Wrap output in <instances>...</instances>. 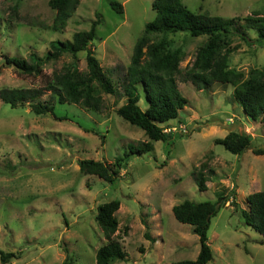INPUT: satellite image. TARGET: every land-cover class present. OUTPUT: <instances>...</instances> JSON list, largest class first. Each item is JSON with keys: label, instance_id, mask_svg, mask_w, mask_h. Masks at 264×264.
<instances>
[{"label": "rangeland", "instance_id": "1", "mask_svg": "<svg viewBox=\"0 0 264 264\" xmlns=\"http://www.w3.org/2000/svg\"><path fill=\"white\" fill-rule=\"evenodd\" d=\"M49 0H0V90H42L38 100L50 99L46 77L72 61L68 53L40 65V74L28 75L3 62L5 56L43 57L51 42L71 41L77 31L89 30L96 19L89 47L103 70L118 82L125 75L137 39L155 11L152 0H79L62 31L52 29L55 11ZM122 5L116 10L112 3ZM189 10L235 19L253 11L264 12V0H181ZM238 26V25H237ZM236 27V26H235ZM163 33L150 35L153 40ZM247 41L230 37L229 68L247 77L251 69H264V45L256 31ZM173 48L184 51L177 86L187 99L176 118L159 124L170 136L151 141L153 148L131 153L149 141L144 131L125 121L116 109L120 95L102 94L100 111L73 103H54L53 113L35 114L28 102L11 107L0 100V252L12 253L0 264H95L97 249L106 239L95 221L98 205L117 199L118 220L114 238L127 252L124 260L110 264H166L195 259L199 240L192 225L177 221L171 207L185 199L221 201L207 231L212 259L205 264H264V235L244 221L241 209L249 193L264 190V127L253 121L232 97L233 85L214 82L198 88L186 79L197 49L206 35L169 32ZM86 50L78 52V68L86 70ZM138 105L147 107L143 89ZM60 117H65L60 119ZM229 131L252 136V148L239 154L216 143ZM112 182L82 174L78 160L92 158L116 170ZM208 169L207 186L199 190L194 172ZM148 235V236H146Z\"/></svg>", "mask_w": 264, "mask_h": 264}, {"label": "trees", "instance_id": "2", "mask_svg": "<svg viewBox=\"0 0 264 264\" xmlns=\"http://www.w3.org/2000/svg\"><path fill=\"white\" fill-rule=\"evenodd\" d=\"M48 4L55 11L52 29L62 31L68 19L75 11L79 0H49ZM116 10L122 5L113 2ZM151 8L155 11L152 20L146 22L144 32L133 48L130 63L125 75L118 82L114 81L102 68L99 60L89 47L95 37V27L98 20L92 22L89 30L77 31L71 41L51 42V51L43 57L30 54L28 59L15 56H5L4 64L12 66L18 71L32 75L40 74V65L52 59H58L68 53L72 61L64 65L59 71H52L46 77V89L50 91V99L38 100L43 94L40 89L13 88L1 89L0 100L16 107L29 103L31 110L37 114L53 113L54 103H73L80 107L100 111L103 104L102 94L120 95L125 98L116 113L125 121L141 128L149 141L134 146L128 145L131 153H144L153 148L151 141H165L170 136L159 124L177 117L187 99L181 94L177 86V75L180 73V61L184 59V51L180 47L173 48L169 32L186 31L192 36L206 35V41L197 49L192 65L186 68L185 76L198 88L209 87L214 82L232 84L234 100L241 105L243 111L253 121H259L264 127V69H251L247 77L242 72L230 69L229 48L230 37L235 34L247 41L250 29L256 31L257 38L253 39L264 45V12L253 11V14L241 18V24L236 25L235 19L222 16H211L192 12L181 0H152ZM236 26V27H235ZM163 33L159 39L153 40L150 35ZM86 50V70L78 68V52ZM143 89L147 107L142 110L138 105L140 90ZM55 101V102H54ZM65 117H60V119ZM216 143L224 145L233 154H239L245 149L252 148V136L245 131H229L223 137L217 138ZM256 155L264 154V149H253ZM126 158H116V170L111 171L103 161L92 158L78 160L79 171L82 174H94L112 182L118 170L122 167L120 161ZM208 173H213L209 168ZM204 166L194 172V179L199 190H205L208 178ZM227 199L220 195L216 201L206 200L195 202L185 199L172 205L174 218L181 223L192 225V230L199 240V252L195 259H183L166 264H205L212 259V250L208 244L207 231L213 217L221 204ZM247 206L241 209L244 221L264 235V190L249 193L246 196ZM120 202L117 199L106 201L96 208L95 221L100 227L106 242L96 251L95 264H110L114 260H124L127 252L116 240L118 220L115 212ZM148 236V235H146ZM12 253L0 252L2 263L7 262ZM64 264H71L70 258L64 259Z\"/></svg>", "mask_w": 264, "mask_h": 264}]
</instances>
